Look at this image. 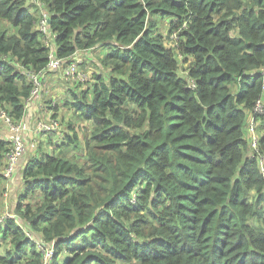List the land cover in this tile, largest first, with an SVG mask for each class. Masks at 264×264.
I'll return each mask as SVG.
<instances>
[{
	"label": "trees",
	"instance_id": "1",
	"mask_svg": "<svg viewBox=\"0 0 264 264\" xmlns=\"http://www.w3.org/2000/svg\"><path fill=\"white\" fill-rule=\"evenodd\" d=\"M41 1L55 55L104 48L108 74L65 103L89 124L80 161L42 153L22 167L23 222H0V264H41L23 225L53 241L49 264H264V172L247 131L264 101V0ZM37 21L26 0H0V108L15 120L23 69L47 62Z\"/></svg>",
	"mask_w": 264,
	"mask_h": 264
},
{
	"label": "built area",
	"instance_id": "2",
	"mask_svg": "<svg viewBox=\"0 0 264 264\" xmlns=\"http://www.w3.org/2000/svg\"><path fill=\"white\" fill-rule=\"evenodd\" d=\"M48 12L42 10L41 15L37 21V30L40 33V38L43 45L48 49L47 52V62L42 70L33 71V70H25L23 72L27 76L29 82L31 83V89L29 95L25 99V106L29 103L39 100L38 97L40 95L39 88H41V81L43 77V71L46 69H54L61 70V74L63 79H73L76 81H85L87 78V73L79 69V63H81L80 58L75 54H72L67 59H62L55 55V37L56 33L53 32L48 23ZM170 38L173 41H176L178 35L176 32L171 33ZM264 71V69H263ZM193 86V84H192ZM264 87V86H263ZM0 117L4 119L8 126V130L10 133V138L8 139L7 150L4 155V166L2 169L3 175L6 178L12 176L16 163L19 157L24 153V151L31 146H34L33 143H30L26 140L27 134L31 131L43 132V133H52L56 132L59 129V121L57 118L51 119L48 122L35 121L33 126H30L29 123L21 117L17 120L10 117L4 110H0ZM259 123H264V101L262 97H259L255 100L251 111L248 114L247 120V131L250 134L249 144H250V153L249 155L257 156L260 161V169L264 172L263 161H264V153H260L258 150V141L256 137L253 136L254 130ZM256 123V124H255ZM257 144V148H256ZM252 147V148H251ZM252 149L254 153H252ZM5 195V193H4ZM133 200V198L131 199ZM16 218L13 214L8 213L6 209L0 213V222L5 218ZM27 236L32 240L35 245L36 250L40 253L41 256V264H49L52 256L54 254V244L53 241L46 242L41 237L34 239L31 237L28 232H26Z\"/></svg>",
	"mask_w": 264,
	"mask_h": 264
},
{
	"label": "rangeland",
	"instance_id": "3",
	"mask_svg": "<svg viewBox=\"0 0 264 264\" xmlns=\"http://www.w3.org/2000/svg\"><path fill=\"white\" fill-rule=\"evenodd\" d=\"M33 1L34 0H27V2H29V3H33ZM30 5H34V4H30ZM35 6L38 9L37 17L39 18L41 15V11L43 9H40L37 5H35ZM158 19L159 20L157 21V26L160 28V32L162 33V35L165 38V41L167 42V38L169 35L168 29L170 27V24H168V22L165 18H158ZM171 38L169 36V39H171ZM80 52L82 53V56L84 58L86 55L84 54L83 51H80ZM89 53H92V56L98 55V52L96 51V49L90 51ZM88 65L89 66L91 65L93 67L92 71H95V73L99 72V69L96 67V65L93 61L88 63ZM184 68H185V64L181 63L180 74L185 73ZM104 70H106V69H104ZM101 74L106 76L108 74V72H107V70H106V72L102 71ZM44 75H43L42 81H41V88H39L40 95H39L38 99L44 100L45 104L47 103L49 105V106L45 107V109L50 110L52 115H51V117L47 116L48 117L47 118V117L41 116V114L37 115V114L33 113L32 121L48 122L51 119L57 118V120L60 123L59 128L63 132L60 133V136H55V137L53 135L56 134V132L58 130L56 132H52V133L40 132L36 136H31L30 135L31 133H28L26 136V140L30 143H36V146L31 150L28 149V151H26V153L24 154L23 157H27L30 160L32 157H34V154L40 155V153H42V152H51L53 150H56L58 153L61 154V156H65L67 159H69L71 161H74V159H77L80 161L81 155L83 154V150H82L83 137L82 136L84 135V132H86V130L88 129V122L83 120V119H79L75 115V113L73 112L72 109H70L69 107H65L63 105L64 97H69L70 91H72V90L77 91V92L79 91L78 89L75 90V87L77 86L78 82L77 83L76 82L70 83L69 81H66L64 79L56 78L55 80L57 81V88L63 89L65 96H62V90H56L53 93L50 92V94H52V96L56 97L55 101H53V98L50 101L49 97L43 98L44 85L46 86ZM55 93L56 94L59 93L58 96H56ZM42 100L40 102H43ZM40 112H42V111H40ZM0 118L3 119L2 117H0ZM1 119H0V123L3 122ZM73 132H75L77 135V139L75 140L76 146L71 147V148L67 147L66 145H62V144H60V146H57V144H59L60 140L61 141L63 140V137H61L63 134L73 135ZM44 136H46L47 138ZM253 136L256 137L257 141L260 139V136H264V123H259V121H258V124L254 130ZM9 138H10V134H9ZM54 143H56V144H54ZM39 144H40V146H38ZM54 145H56V146L54 147ZM71 145L72 144H70V146ZM256 148H257V144H256ZM63 151H66L65 154L62 153ZM251 152L254 153V150L252 149ZM10 206L12 207V201L10 203ZM6 211L8 213L13 214L17 219L20 218L21 222H23L21 216L18 213H16V211L14 209L7 207ZM23 226L26 227L25 229L28 231V234L31 237H33L34 239L41 237L37 232L32 231L29 228H27L26 225H23ZM0 250L2 252H4L5 247L4 246L1 247Z\"/></svg>",
	"mask_w": 264,
	"mask_h": 264
},
{
	"label": "crops",
	"instance_id": "4",
	"mask_svg": "<svg viewBox=\"0 0 264 264\" xmlns=\"http://www.w3.org/2000/svg\"><path fill=\"white\" fill-rule=\"evenodd\" d=\"M27 4L29 6L30 11H32L33 14L36 15V17H37V12L38 11L36 12L37 8H36V6L34 7V5H37L40 9L44 8V6H43L44 2L41 1V0H34L33 3L27 2ZM30 4H34V5H30ZM36 29H37V24H36ZM97 52H98V55H96V56H92V54H91L89 56H85L84 58H83L82 53L80 51L75 52V54L81 60V63H79V64H81V65H79V69L82 70V71H85L87 73V78H86L85 81H76V80H73V79H67V80L64 79L66 81H69L70 83H73V82L77 83L78 82L77 86L75 87V90L76 89L79 90L78 92L72 90V91H70V96L69 97H64L63 105L65 107H67L65 105V103L69 100V98L72 96V94H78L82 89L91 86L90 84H91V81L93 80V74L95 73V71H92L93 67L91 65L89 66L88 63L93 61L95 63V65H96V67L99 69L100 73L102 71L106 72V70H104L103 68H101L99 66V61H98V59H99L98 57L103 55V53L105 52V49L104 48H98ZM44 77H45L46 86L44 85L43 98L44 97H49L50 101L52 100V98H53V101H55L56 97L52 96V94H50V92L53 93L56 90H62V96H65L64 90L57 88V81L55 80L56 78L63 79V76L61 74V70L48 69V71L45 72ZM58 94L55 93L56 96H58ZM41 100L42 99L35 100V101L29 103L27 106L24 105L25 112H24L23 117L27 121V123L30 124V126H33V124L35 123V121H32L33 113H35L37 115L41 114V116H44V117H47V116L51 117V115H52L50 110H46L45 109V107H47L49 105L47 103L45 104L44 100H42L43 102H40ZM24 101H25V99L23 100V103H24ZM0 110H2V109L0 108ZM40 111H42V112H40ZM1 120L3 122L0 123V138L8 141L9 134H10L9 130H8V126H7L6 122L3 119H1ZM88 129H89V124H88ZM61 132H63V131L59 128L58 131L56 132V134H54L53 136L54 137L55 136H60ZM29 133H31L30 134L31 136H36L37 134H39V132H36V131H32V132L30 131ZM68 136H69V134H63L61 136V137H63V140L62 141L60 140V142H59V144H57V146H60V144H62L63 142H67L66 146L69 147V148L76 146V142H74V143L69 142ZM44 137H46V136H44ZM54 144H56V143H54ZM63 144H65V143H63ZM70 144H72V145L70 146ZM33 145L34 146H31V147L27 148L24 151V153L19 157L12 176L9 177V178H6V180L4 181L2 186L0 187V211L4 210V209H7V207H10V208L14 209V206H15V203H16V199H17L16 197L19 194L23 193L24 186H23V182H22V178H21V170H22V167L29 160L27 157H23V156L26 153V151H28V149L29 150L33 149L36 146V143H33ZM38 146H40V144ZM55 146L56 145H54V147ZM82 150H83V148H82ZM42 153H52V154L58 155V152L56 150H53L51 152H42ZM42 153H40V154H42ZM36 156H38V155L34 154V157H36ZM4 193H5V195H4ZM11 201H12V207L10 206Z\"/></svg>",
	"mask_w": 264,
	"mask_h": 264
},
{
	"label": "water",
	"instance_id": "5",
	"mask_svg": "<svg viewBox=\"0 0 264 264\" xmlns=\"http://www.w3.org/2000/svg\"><path fill=\"white\" fill-rule=\"evenodd\" d=\"M49 21V20H48Z\"/></svg>",
	"mask_w": 264,
	"mask_h": 264
}]
</instances>
